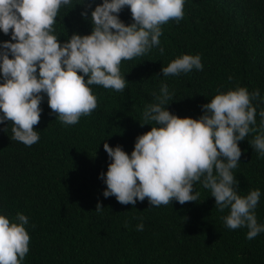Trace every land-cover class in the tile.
Returning a JSON list of instances; mask_svg holds the SVG:
<instances>
[{
	"label": "trees",
	"instance_id": "obj_1",
	"mask_svg": "<svg viewBox=\"0 0 264 264\" xmlns=\"http://www.w3.org/2000/svg\"><path fill=\"white\" fill-rule=\"evenodd\" d=\"M102 3L71 0L60 8L52 34L61 45L73 34L90 35L91 12ZM119 19L126 26L134 22L129 7ZM161 31L159 46L122 60L123 92L89 86L97 108L77 124H63L45 93L34 126L37 143L29 147L13 140L12 123L0 124V215L19 223L20 213L29 221L24 226L29 252L21 264H264V232L248 240L246 227L227 228L230 208L220 211L211 190L199 182L194 185L198 199L183 205L173 200L154 207L147 198L122 205L103 195L107 186L100 176L112 162L104 143L121 146L130 156L137 137L158 127L141 124L164 84L172 96L164 107L192 119H199L202 106L218 94L258 90L259 98L252 100L256 124L250 127H264V0H185L183 19L170 20ZM10 40L11 31H0V44ZM183 55H199L203 70L163 76L162 68ZM259 134L251 132L238 142L242 155L232 172L239 195L260 191L255 215L264 226V155L252 146ZM97 203L102 210L96 211Z\"/></svg>",
	"mask_w": 264,
	"mask_h": 264
},
{
	"label": "clouds",
	"instance_id": "obj_2",
	"mask_svg": "<svg viewBox=\"0 0 264 264\" xmlns=\"http://www.w3.org/2000/svg\"><path fill=\"white\" fill-rule=\"evenodd\" d=\"M70 2L0 0V31L4 35L11 31V40L0 44V124L10 121L12 139L25 146L40 139L34 126L40 122L41 93L47 95L50 109L63 124H77L97 108L89 86L123 92L122 60H132L159 46L161 25L183 19L185 0H103L91 12V34H73L61 45L52 34L53 25L60 8ZM125 6L134 21L129 26L119 19ZM81 15L86 18L87 12ZM160 51L163 54V48ZM193 69L203 70L199 55H183L161 71L167 77ZM259 95L258 90L249 93L246 88H237L203 105L204 114L199 119L180 118L164 107L172 96L168 86L162 85L158 102L145 108V123H140L155 122L158 127L137 137L131 155L121 146L112 148L104 143L112 161L107 173L100 176L107 186L104 197L114 196L122 205H135L146 198L154 207L173 200L183 205L198 199L200 193L194 185L199 182L211 190L220 211L230 208L224 218L226 227H246L247 239H254L264 232L255 215L261 193L252 190L246 196L239 195V181L232 170L242 155L238 142L251 132L260 131L252 146L264 155V127H250L256 124L252 100ZM260 116L264 118V111ZM261 123L264 126V120ZM102 209L97 203L96 211ZM16 219L19 223L0 215V264H21L29 252L30 237L24 227L28 217L17 213ZM143 228L142 223L137 225L138 231Z\"/></svg>",
	"mask_w": 264,
	"mask_h": 264
}]
</instances>
